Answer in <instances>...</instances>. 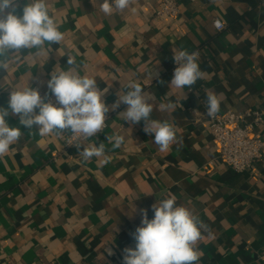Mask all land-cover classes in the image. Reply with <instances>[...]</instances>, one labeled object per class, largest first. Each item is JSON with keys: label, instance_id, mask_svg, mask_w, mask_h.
<instances>
[{"label": "crops", "instance_id": "obj_1", "mask_svg": "<svg viewBox=\"0 0 264 264\" xmlns=\"http://www.w3.org/2000/svg\"><path fill=\"white\" fill-rule=\"evenodd\" d=\"M25 2L18 0L17 15ZM179 2L180 14L170 17L157 14L163 0H133L110 16L96 0H47L64 39L50 55L33 48L10 59L0 70V107H8L12 88L27 86L55 100L47 81L74 57L81 75L108 89V127L86 143H103L109 162H83V146H69L68 132L42 137L18 115L7 117L22 135L0 156V264H123L140 210L152 219L151 206L170 195L207 226L197 242L199 264H264V160L243 172L223 163L205 103L211 90L219 112L264 111V0ZM215 20L225 28L217 30ZM181 49L199 54L203 77L191 90L169 87L173 51ZM151 69L158 76L150 79ZM132 80L154 97L151 118L172 123L180 143L161 152L143 120L129 125L118 117L127 105L111 110ZM169 99L176 109L160 111ZM257 133L264 140V123ZM116 134L124 137L119 148L107 139Z\"/></svg>", "mask_w": 264, "mask_h": 264}, {"label": "clouds", "instance_id": "obj_2", "mask_svg": "<svg viewBox=\"0 0 264 264\" xmlns=\"http://www.w3.org/2000/svg\"><path fill=\"white\" fill-rule=\"evenodd\" d=\"M132 2L103 0L98 3L96 0L105 16L129 8ZM17 4L18 0H0V70L3 71L8 69L10 59L21 50L36 48L50 55L53 52L51 46L64 39L58 23L50 14L47 0H26L22 15L16 14ZM173 60L176 67L169 87L191 90L203 77L198 63L199 54L184 49L174 50ZM67 64V70L55 66L47 81L54 102L47 98V94L42 97L38 90L30 86L12 88L8 107H0V156L8 153L10 146L18 142L22 135L20 127L10 126L6 120L10 115H18L20 125L28 129L35 126L42 137L70 133L68 145H75L77 149L83 146V150L78 152L83 162L93 157H103V164L109 162L103 143H86L106 126V114L110 108L103 97L108 89L101 90L94 77L81 75L80 65L74 57L68 56ZM153 75L158 76V73H153L151 69L150 79ZM206 97L207 115L215 118L220 111L219 94L210 90ZM150 100L154 101V97L145 92L140 83L132 80L117 91V100L111 105V110L115 111L121 104L127 105L118 117L129 125L143 120V130L154 136V143L164 152L181 141L172 123L151 118L155 102L150 103ZM176 107L177 103L171 99L159 104V110L165 112L174 111ZM107 139L115 148L124 143V137L118 134ZM151 208L154 213L152 219L148 218L147 209L140 210L141 225L131 233L135 247L123 250V264H199L202 253L197 242L202 239V230L207 226L190 208L177 204L175 195L157 200ZM107 253L113 254L111 249H107Z\"/></svg>", "mask_w": 264, "mask_h": 264}, {"label": "built area", "instance_id": "obj_3", "mask_svg": "<svg viewBox=\"0 0 264 264\" xmlns=\"http://www.w3.org/2000/svg\"><path fill=\"white\" fill-rule=\"evenodd\" d=\"M180 12L179 0H163L157 14L176 17ZM213 24L217 30L225 28L220 20H215ZM49 99L55 101L52 98ZM109 115L108 112L104 130L97 135L107 129ZM263 123L264 111L258 108L241 113L218 112L215 118L208 116L206 122L209 132L219 147V159L236 172L248 170L255 162L264 160V140L257 133V129ZM54 155L56 156L57 153L54 152ZM260 257L264 260V248Z\"/></svg>", "mask_w": 264, "mask_h": 264}]
</instances>
